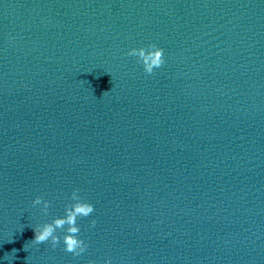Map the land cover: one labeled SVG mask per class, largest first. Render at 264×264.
<instances>
[{"label": "water", "instance_id": "obj_1", "mask_svg": "<svg viewBox=\"0 0 264 264\" xmlns=\"http://www.w3.org/2000/svg\"><path fill=\"white\" fill-rule=\"evenodd\" d=\"M74 189L87 250L32 242ZM108 258L264 264V0H0V264Z\"/></svg>", "mask_w": 264, "mask_h": 264}, {"label": "clouds", "instance_id": "obj_2", "mask_svg": "<svg viewBox=\"0 0 264 264\" xmlns=\"http://www.w3.org/2000/svg\"><path fill=\"white\" fill-rule=\"evenodd\" d=\"M127 55L136 57L137 63L143 65L144 72L148 75L165 63L164 49L156 44L133 47ZM70 200L71 203L65 207L63 216L56 217L51 222L33 226L35 238L32 242L37 245L49 242L53 248L62 243L65 252L80 256L87 250L88 244L80 236L81 227L78 220L91 216L95 211V205L82 198L79 189L72 191ZM32 203L33 206H42L41 210L46 214L51 202L38 196ZM92 226H95V220L92 221ZM57 230H61L62 235L57 234ZM104 264H112L111 259H105Z\"/></svg>", "mask_w": 264, "mask_h": 264}]
</instances>
